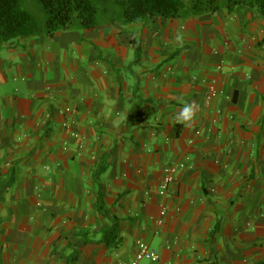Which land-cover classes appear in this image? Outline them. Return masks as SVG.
Here are the masks:
<instances>
[{
  "label": "crops",
  "instance_id": "1",
  "mask_svg": "<svg viewBox=\"0 0 264 264\" xmlns=\"http://www.w3.org/2000/svg\"><path fill=\"white\" fill-rule=\"evenodd\" d=\"M138 241L158 260L136 264H264L255 11L45 26L0 50V264H131Z\"/></svg>",
  "mask_w": 264,
  "mask_h": 264
},
{
  "label": "trees",
  "instance_id": "2",
  "mask_svg": "<svg viewBox=\"0 0 264 264\" xmlns=\"http://www.w3.org/2000/svg\"><path fill=\"white\" fill-rule=\"evenodd\" d=\"M48 13L50 35L70 29H92L99 24L138 23L147 19L195 18L224 10L233 14L253 10L264 19V0H119L120 13L97 10L90 0H39ZM77 19V21H74ZM34 31L20 0H0V50ZM103 169V168H102Z\"/></svg>",
  "mask_w": 264,
  "mask_h": 264
},
{
  "label": "rangeland",
  "instance_id": "3",
  "mask_svg": "<svg viewBox=\"0 0 264 264\" xmlns=\"http://www.w3.org/2000/svg\"><path fill=\"white\" fill-rule=\"evenodd\" d=\"M97 10L108 9L114 14L120 13L119 0H90ZM20 7L27 12L32 20L33 28L40 29L46 26L48 13L39 0H20ZM77 21V19H74Z\"/></svg>",
  "mask_w": 264,
  "mask_h": 264
},
{
  "label": "built area",
  "instance_id": "4",
  "mask_svg": "<svg viewBox=\"0 0 264 264\" xmlns=\"http://www.w3.org/2000/svg\"><path fill=\"white\" fill-rule=\"evenodd\" d=\"M209 88H210V91L216 92L213 85H211ZM66 111H68V110H66ZM196 134H198V133H196ZM181 168H184V165H181L178 167L177 166H168V167H165L163 169L164 184H163L162 188L164 190H166L167 185L173 181V177H174L175 173L177 172V170L181 169ZM38 206H40V205L38 204ZM164 214L165 213L162 212V216ZM143 259L155 262L158 260V254L155 251L151 250L147 244H145L141 241H138L135 259H134L133 263H131V264H136L138 261H141Z\"/></svg>",
  "mask_w": 264,
  "mask_h": 264
},
{
  "label": "clouds",
  "instance_id": "5",
  "mask_svg": "<svg viewBox=\"0 0 264 264\" xmlns=\"http://www.w3.org/2000/svg\"><path fill=\"white\" fill-rule=\"evenodd\" d=\"M196 115V106L192 103H184L182 108L176 114L177 122L190 123Z\"/></svg>",
  "mask_w": 264,
  "mask_h": 264
}]
</instances>
